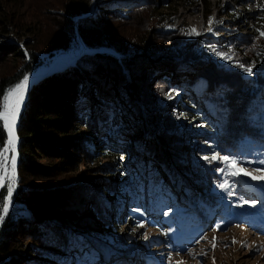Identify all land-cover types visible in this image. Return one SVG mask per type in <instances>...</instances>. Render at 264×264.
I'll list each match as a JSON object with an SVG mask.
<instances>
[{
  "label": "trees",
  "instance_id": "obj_1",
  "mask_svg": "<svg viewBox=\"0 0 264 264\" xmlns=\"http://www.w3.org/2000/svg\"><path fill=\"white\" fill-rule=\"evenodd\" d=\"M151 4L154 6L148 10L149 21L155 22L157 30H162L160 35L166 34L162 28L169 24L171 16L160 13L165 0H154V3L150 0L109 1L96 18L90 15L93 0H69L62 7L71 27L69 33L64 32V27L59 29L62 32L56 33L53 44L44 51L19 40L5 50L8 57H17L22 63L14 77L0 84V99L25 75L48 71L57 57H77L82 44L88 50L108 49L114 54H84L75 67L43 75L28 93L17 128L19 187L14 202L21 207L12 209L1 224L0 264H153L143 255L142 262L138 256L126 259L120 254L107 262L88 238L103 239L105 234L108 237V230L120 228L126 220L119 216L120 208H124L126 215L139 208L137 203L143 196L141 188H145L146 183L148 191L150 185L153 189L147 192V197L157 203V209L152 204V211L154 208L157 212H177L178 217L170 223L176 243L187 241L191 231L186 225L201 222L202 216L213 227L231 217V211L236 212L235 207H239L241 195L258 200L255 194L249 195L238 186L235 178L220 173L221 165L203 159L218 153L232 158L264 160V70L258 73L253 68L252 75H248L242 68L235 72L223 65L231 60L230 56L234 61L243 54L242 46L247 45L249 40L245 37L248 35L244 38L230 35L231 38L221 44L203 39L192 55L178 53L174 55L175 60H162L163 56L147 60L136 54L140 62L136 63L133 52L111 43L101 27L105 20L114 18L115 10L132 13ZM20 8L0 0V38L9 28H25L16 15ZM225 15L231 13L225 11ZM75 20H78L82 44L74 32ZM118 20L126 21L121 17ZM258 30L263 31L261 27ZM187 36L184 33V37ZM254 37L260 41L259 49L264 47V37H260L258 31L254 32ZM202 52L209 57L201 56ZM216 52L227 54L229 59L222 60ZM43 55L48 58L42 60ZM157 61L159 63L155 64ZM128 78L133 82L131 90L127 89ZM157 91L160 94L150 99ZM145 118L157 127V136L163 143L156 140L152 132H147ZM6 140L7 133L0 122V149ZM162 144L168 150L162 148ZM131 145L137 147L133 156L123 150ZM98 157L107 159L108 163L100 169L103 175L89 183L71 189H50L37 187L32 181L57 178L72 172L77 164L93 163ZM131 159L133 165H130ZM172 165L184 170L199 186L187 192L193 211L196 209L194 215L187 211L190 208L177 206L174 195L163 187L164 180L157 176L159 173L155 174L157 168L164 166L169 171ZM145 167L150 168L148 175L142 173ZM135 168L138 171L133 173ZM225 179L229 183L236 181L231 196L217 186ZM5 195L6 188H3L0 200ZM71 195L76 196L72 204L83 209L86 217L70 214L65 209ZM22 206L29 215L19 214ZM187 216L189 220L185 223ZM260 221H264V216ZM158 223L159 220L155 222ZM25 240L29 243L24 253L20 248ZM110 244L117 250L129 247L125 238L120 237L110 240Z\"/></svg>",
  "mask_w": 264,
  "mask_h": 264
},
{
  "label": "rangeland",
  "instance_id": "obj_2",
  "mask_svg": "<svg viewBox=\"0 0 264 264\" xmlns=\"http://www.w3.org/2000/svg\"><path fill=\"white\" fill-rule=\"evenodd\" d=\"M4 1L21 7L16 15L18 19L22 20L20 25L25 28L23 30L9 28L10 30H8L7 34L1 33L0 84L3 80L14 77L21 67L22 62L17 57H8L7 54H5V50L16 44V41L30 42V47L38 49L39 51H44L47 49L46 47L53 44L56 33L58 31L62 32L59 29L64 27V32L69 33L71 31V27L67 22L68 20H66L62 12V7L66 5L69 0H3V2ZM109 1L115 0H106L105 2L102 0H93V8L90 15L93 18L98 17L101 11H104L102 8L104 7L103 5ZM116 1L140 3L148 0ZM150 1L154 3V0ZM153 6L154 4H151L146 9H141L132 13L115 10L113 12L114 18L105 20L104 25L101 27V31L107 35V39L117 47L126 52H133L134 61L139 57L136 56V54H140L142 57L144 56L147 60H153L154 58L156 60L158 56H163L162 60H175L174 55H178V53H190L189 55H192L195 48L200 44L199 42L203 39L214 42L215 44H221V41L231 38L230 35H239V37L243 38L248 35V37H245L249 40L247 45L242 46V48H245L243 54H241L238 59H233L234 61H232V56H230L231 60H226L223 65L228 67L229 70L233 69L235 72L241 70V67L238 66L240 64L247 66L248 64H254L255 66L253 68H256L259 71L258 73L264 70V47L259 49V39L256 37L252 38L254 32H256L259 27L264 31V21L260 19L264 16V11H262L264 0H165L164 7L161 9L162 12L160 13H168L171 19L169 24L162 28L166 33L163 35H160V31L162 30H157L155 22L149 21L150 16L148 10ZM225 11H229L231 15L226 16ZM60 15H62V17ZM117 16L126 19V21L118 20ZM209 17H213L214 20L212 32L208 31ZM74 27V32L78 37V41L82 44L83 42L78 30V20H75ZM192 28H195L199 35H188V41H186L187 38L184 37V33ZM29 31H34L36 34ZM215 33H217V35ZM81 47V51L77 53V57L61 55L57 57L52 67H55L58 63L61 64L60 67H63V69L60 68L59 71L65 70L68 67H75L78 59L84 54L94 55L99 52L114 54L112 50L108 49L88 50L84 44H82ZM255 54L258 55L257 58L254 57ZM203 55H205L206 58L209 57V55L204 54V52L201 53V56ZM46 58L48 57L45 55L42 56V60ZM230 61H232L231 64ZM137 62L140 63L139 60H137L136 63ZM158 63V61L155 62V64ZM62 64H64V66ZM52 67L50 69H52ZM137 71L139 70H136V72ZM44 73L48 74L47 70H41L33 76H28L29 83L35 76H41ZM138 73L139 72L136 74ZM129 80L128 78L127 89L131 90L133 89V82L131 83ZM158 91L153 92L150 99L155 98V95L158 96L157 94H160ZM144 123L148 130L147 132H152L153 135H156V140L162 142V139L157 136V127L146 118L144 119ZM18 143H20V141ZM18 145L19 144H17V146ZM17 146L16 156L18 158L19 152ZM161 147L168 150L164 144H162ZM136 149L137 147L134 145H131L129 148H123L126 153H130L132 156L137 152ZM7 155L10 157L12 153H7ZM236 159L241 161L251 160L249 157ZM170 160L174 162L172 156ZM251 161H253V163H245L240 165V167L247 168L249 171L256 168L264 170V164H260L255 160ZM16 162L18 165L17 160ZM129 162L130 165H133L134 161L131 159ZM172 162H169L170 165ZM215 162L217 163L216 165H221L222 167L219 161ZM43 163H45V161H43ZM105 163H108L107 159H100L98 157L93 163L87 161L77 164L72 172L57 178H34L32 181L37 187L71 189L81 183H89L102 176L103 173L100 169ZM17 165L15 190L12 195V202L8 214L4 219L9 215L12 209L21 207V205H17L14 202L16 191L19 187ZM136 171H138L137 168H135L133 173H136ZM149 172L150 168L145 167L142 173L148 175ZM155 174H158L157 176L160 175V178L164 180L163 187L166 186V190L174 195L177 200V206L183 209L190 208L187 211L189 213L193 212L192 215H194L196 209L193 211V202H189L190 198L187 194V192H189L188 190L195 191L199 188L193 178L189 177L184 170L174 165H172L169 171L164 166H161L155 170ZM142 177L144 178L145 176ZM235 179L238 186L248 191L249 195L255 194L258 200L254 201V198H250V196L245 198L241 195L243 201H248L250 203L235 207L236 212L232 210V214H230L231 217L229 216L222 219V222L217 225L219 228H217V226L213 227L211 222H206V220H208L207 218L203 220V216L201 222L191 224L190 226L186 225L188 230L191 231V234L186 237L187 241L183 243L182 240L177 243L175 242L176 239L174 237H176V234L174 228L170 226L173 219L178 217L177 212L175 210L157 212V203L151 201V199L148 198L149 196L147 197V192H151L152 189L150 185V191H148V183H146L145 188H141V194H143V196L137 203L139 208H136L135 211L133 210L130 215L124 214V208H120L123 214L121 213L119 216L126 218L120 228L116 231L108 230V237L105 234L103 239L91 236L88 238H90L91 243L100 251L101 256L105 258L107 262L112 261L116 254H120V256L126 259H129L131 255L138 256V258H136L140 261L145 257L151 260L153 264H181V262L182 264H264V221H260V218L264 216V181H254L250 177L244 176L243 173H241L239 178ZM106 180H108V178H106ZM215 180L218 182V178H215ZM2 189L3 188L0 189V192ZM69 198L72 202L69 201V206H65L68 213L73 215L76 213L75 215L81 218L86 217L87 215L83 209H80L76 203L72 204L76 196L74 197L71 195ZM215 200H218V198L215 197ZM253 202H256L258 205L253 206ZM109 203H113V199L109 200ZM152 204L156 207V209L153 208V211L151 210ZM19 214L27 216L29 215V211L23 207ZM157 220H159V223L155 224ZM188 220L189 216L185 217L184 222L188 223ZM1 224L2 223H0V227ZM141 224L144 226L140 227L139 225ZM145 236H147V239H144ZM205 236L207 239L203 238ZM118 237H120V239L125 238L126 242H128V249L117 250L110 244V240L114 238L117 239ZM213 237H215L216 241L214 249L211 243ZM233 240L235 243L232 242ZM121 242L123 243V241ZM28 243L27 240L23 241L20 248L21 252H27ZM118 245L122 247L119 241ZM169 257L171 258L170 260Z\"/></svg>",
  "mask_w": 264,
  "mask_h": 264
},
{
  "label": "snow or ice",
  "instance_id": "obj_3",
  "mask_svg": "<svg viewBox=\"0 0 264 264\" xmlns=\"http://www.w3.org/2000/svg\"><path fill=\"white\" fill-rule=\"evenodd\" d=\"M262 11H264V6H262ZM264 18V17H262ZM214 20L213 17L208 18V31L212 32V24ZM259 32L260 37H264V31L257 30ZM187 35H199L195 28L188 29L186 31ZM215 51V49H212ZM217 55L221 57V59H229L228 55L225 53L216 52ZM246 72L248 75H252V69L255 66L254 64L245 66L243 64L238 65ZM29 83V78L27 75L17 83L15 86L10 87L6 90L2 99H0V122H2V126L7 133V140L5 146L0 149V188H6V195L0 200V223L3 222L4 217L8 214L9 208L12 202V195L15 190L16 185V144H17V136L15 132L17 118L19 117L21 106L24 102L25 94L27 92ZM168 97L171 98L172 94L169 93ZM7 153H12L9 157ZM206 161H219L223 167L218 168V171L230 178H239L241 173L244 176L250 177L254 181H264V170L256 168L249 171L247 168H241L242 164H251L253 161H241L236 158L229 157L228 155H219L213 154L211 156L203 157ZM260 164H264V160L258 161ZM235 166V167H234ZM235 182L229 183L227 179H225L222 183L217 186L221 188V190L226 191L228 196L233 194L235 188ZM247 203V201L241 200L239 206H243V204ZM254 206V204H253ZM135 211V209H134ZM167 214V213H166ZM143 227L144 225H139ZM219 228V226H217ZM207 239V237H203ZM147 239V236L144 237ZM235 243V241H232ZM213 249L216 246L215 237L211 241ZM171 258L169 257V260ZM182 264V262H181Z\"/></svg>",
  "mask_w": 264,
  "mask_h": 264
},
{
  "label": "bare ground",
  "instance_id": "obj_4",
  "mask_svg": "<svg viewBox=\"0 0 264 264\" xmlns=\"http://www.w3.org/2000/svg\"><path fill=\"white\" fill-rule=\"evenodd\" d=\"M60 63H58L55 67H52V69H50V70H48L47 71V73L49 74V75H51V74H53V73H56L57 71H59V69L60 68H62L63 69V67H60ZM63 66H64V64H62ZM42 75H47L46 73H44V74H42ZM41 75V79H43V76ZM39 76V75H38ZM38 76H35L33 79H32V81L28 84V88H27V91H28V89L30 88V86H31V83H33V81L34 80H36V77H38ZM40 79V80H41ZM39 80V81H40ZM39 81H37V82H39ZM36 82V83H37ZM34 86V85H33ZM32 86V87H33ZM31 89V88H30ZM29 93V92H28ZM27 98H28V95H27V92H26V94H25V98H24V102H23V104H22V106H21V111H20V114L19 115H21L22 114V112H23V110H24V107H25V104H26V101H27ZM19 122H20V117H18L17 118V122H16V127L18 128V125H19ZM16 127H15V132H16V136H17V129H16ZM20 140H19V138H18V136H17V144H19L18 142H19ZM17 144H16V146H17ZM18 148H19V145L17 146ZM18 153V152H17ZM17 161H18V163H19V157L17 158ZM16 165H17V162H16ZM1 189V188H0ZM104 260H106L105 258H104Z\"/></svg>",
  "mask_w": 264,
  "mask_h": 264
},
{
  "label": "water",
  "instance_id": "obj_5",
  "mask_svg": "<svg viewBox=\"0 0 264 264\" xmlns=\"http://www.w3.org/2000/svg\"><path fill=\"white\" fill-rule=\"evenodd\" d=\"M40 79H41V76L36 77V80H34L33 83H31L30 88H32V86H33L34 84H36V82L39 81ZM30 88H29L28 91H27V95H28V92H30V90H31ZM27 99H28V98H27ZM20 116H21V115H19V117H20ZM16 129H17V127H16ZM17 166H18V165H17Z\"/></svg>",
  "mask_w": 264,
  "mask_h": 264
},
{
  "label": "clouds",
  "instance_id": "obj_6",
  "mask_svg": "<svg viewBox=\"0 0 264 264\" xmlns=\"http://www.w3.org/2000/svg\"><path fill=\"white\" fill-rule=\"evenodd\" d=\"M19 164V163H18Z\"/></svg>",
  "mask_w": 264,
  "mask_h": 264
}]
</instances>
